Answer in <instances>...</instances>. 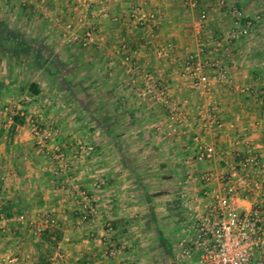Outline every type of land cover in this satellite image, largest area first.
Here are the masks:
<instances>
[{
  "label": "crops",
  "instance_id": "crops-1",
  "mask_svg": "<svg viewBox=\"0 0 264 264\" xmlns=\"http://www.w3.org/2000/svg\"><path fill=\"white\" fill-rule=\"evenodd\" d=\"M213 1L191 6L182 0H106L93 3L90 16L73 0H0V17L9 16L6 21L18 29L22 19H29L35 33L43 29L47 44L58 41L54 29L59 44H66L60 33L68 21L80 33L79 13L102 36L85 51L78 48L61 57L75 60L77 75L83 76L76 90L61 84L56 92L41 84V68L0 55V264H180L178 240L172 239L184 236L194 214L192 204L183 206L181 192L211 201L222 187L219 168L237 162L246 149L244 139L264 160V96L257 102L253 96L264 83V49L257 47L264 39L255 41L253 35L235 42L228 36L225 9L216 12ZM245 2L236 5L243 8ZM133 5L158 20L135 25L129 17ZM40 13L53 20L51 25L38 23ZM229 43H234L230 60L222 53ZM120 44L139 72L125 69ZM190 56L219 58L228 80L216 82L207 66L200 71L187 66ZM147 72L161 78L170 97L189 113L177 131L168 129L165 108L142 94ZM31 82L38 84V95L27 94ZM214 107L218 125L207 119ZM15 116L21 124H14ZM31 117L44 128L43 149L35 144ZM194 135L213 146V158L197 160ZM58 153L68 164L60 176L55 174ZM204 173L208 181L199 179ZM80 189L89 194L93 214L83 211ZM6 204L12 205L9 218L1 211ZM241 204L249 208L251 201ZM106 222L113 224L120 248L115 258L105 255L101 235ZM44 233H56L57 244L44 240ZM198 258L194 254L183 264H198Z\"/></svg>",
  "mask_w": 264,
  "mask_h": 264
},
{
  "label": "built area",
  "instance_id": "built-area-1",
  "mask_svg": "<svg viewBox=\"0 0 264 264\" xmlns=\"http://www.w3.org/2000/svg\"><path fill=\"white\" fill-rule=\"evenodd\" d=\"M75 4L90 12V7L95 2L106 0H73ZM183 3L196 6L199 0H182ZM234 16L231 38L237 40L241 37L246 28H249L253 21H258L261 16L247 19L241 12L233 7L229 11ZM203 13V12H202ZM130 19L135 25L148 26L154 24L158 18L151 11L143 10L138 5H133L129 13ZM87 15L79 13L75 15L76 24L82 27L79 33L74 22L68 21L64 24L63 38L72 43L82 46H90L102 40L96 28L86 21ZM246 19L245 21H243ZM169 46L167 45V48ZM122 63L128 72H139L133 56L126 49L125 44H120ZM161 55L166 54V48H161ZM231 51L228 52L230 54ZM113 61H109L111 65ZM187 66H192L195 71H200L207 66L215 72L216 82L224 83L228 80L226 69L221 65L219 58L195 60L193 56L185 61ZM142 94L149 100L159 103L166 109L168 127L171 131H177L179 125L187 118V113L181 108L176 100L172 99L161 78L152 73L142 74ZM202 87L207 88L203 81ZM242 92L251 91L242 87ZM256 102L264 96V88L254 93ZM216 108L208 113L207 119L211 124L218 125L219 117ZM32 135L35 144L39 148L45 146V131L39 119L29 118ZM259 126V122L256 123ZM195 154L197 160L211 159L214 156V148L202 141L201 137L194 135ZM246 149L240 152L237 162H229L219 168L217 177L222 183L221 190L217 192L211 201L203 202L196 195L187 197L185 191L181 193L183 206L185 208L192 204L194 211L185 230L184 236L178 241V252L176 260L183 264L184 261L198 255V264H264V160L255 152L254 146L249 139H244ZM84 148L81 146L80 149ZM55 174L60 176L62 170L68 167L66 160L61 154H55ZM207 173L199 176L204 181L209 180ZM1 186V179H0ZM80 204L85 213L93 214L95 207L92 200L85 191L79 190ZM243 200L251 201L249 208H243ZM189 204H188V203ZM191 205V206H192ZM40 226L35 228V233H41ZM114 227L111 222H106L101 235L105 244V255L108 258H115L120 248L113 239ZM57 258L62 257L60 253Z\"/></svg>",
  "mask_w": 264,
  "mask_h": 264
},
{
  "label": "rangeland",
  "instance_id": "rangeland-1",
  "mask_svg": "<svg viewBox=\"0 0 264 264\" xmlns=\"http://www.w3.org/2000/svg\"><path fill=\"white\" fill-rule=\"evenodd\" d=\"M245 1H246L245 4H247L248 6L246 5L243 8H240V7H238L236 5L237 0H214L213 1L214 4L211 5V6L216 10V12L219 11V13H220V11H222V9H225L224 10L225 13L223 11V14H224V16H227V20L230 23L229 24V27L227 28V29H229V33H228V36L229 37H231L232 29H234L233 28V21L235 19L234 16L229 12L231 8H233V7L237 8L241 12V15L244 18L246 17L247 19L256 17L257 15L261 16V18H263V19H259L258 21H253L252 24L250 25V27L245 29V31L243 32V34L241 35V37L239 39H242L243 37H251V36L254 35L255 41H258L259 42V40H260V42H262L263 39H264V1L263 0H245ZM74 5H75V3H74ZM246 7H249L248 10L245 9ZM202 11H201V15L204 16V14H206V13H205V11H203V13H202ZM219 17H222V16L219 15ZM7 18H9V16L8 17L7 16L3 17V15H2V17H0V19L9 20ZM63 18L66 20V17L65 16ZM13 20H15L17 22L21 21L17 17L14 18ZM22 20L25 23H22V24L20 23V25L22 26V28L20 29V31H22L23 33H25L27 36L41 39L42 42L45 43L50 48V50L52 52V55L55 58L59 59L61 62L65 63L64 69H63V72L65 74L64 75L62 74L61 78L67 84L70 85V88L73 87V90H76L77 89L78 82L81 81V79H83V76H82V74H80V75L78 74L77 75V71H76V68L77 67L75 65V60H66V61H64V60H62L61 57H66V54L71 53L73 51H76V49H78V48L80 49V51H85V48H89V47L82 46V45H79V44H76V43H72V42H68V41H65V39H63V41L66 44H64V43L59 44V42H58L59 41L58 31H56L57 29H54L53 35L55 36V38H57L58 41H56L54 45L49 44V43L47 44L44 41L45 38H42L43 35H45L43 29L40 32H38V34H37V31L35 33V31L31 30V28H30L31 27V24H32V21L29 24V19H22ZM38 21H39L38 23H40L41 25H45L46 27L49 24L51 25V23L53 22V20H50L49 17L46 18L43 13H40L38 15ZM60 24H61V22H60ZM47 29L48 28H46V31H47ZM60 37L63 38L62 35H61V33H60ZM239 39H237V41ZM234 41L236 42V40H234ZM231 43H229L230 45H228V48L223 49V52H222L223 55H225L226 58H228L229 60L233 56L231 54H228V52L229 51H231L230 53L234 52L232 50L234 43L233 44H231ZM260 46L263 47L264 45L258 44V46H257L261 50L264 49V47L262 48ZM227 56H229V57H227ZM67 68H69L70 74L66 73V69ZM15 73L20 74V67L18 68V70H16ZM4 74L5 73H3V75ZM21 75L23 77V80H25L26 82L30 81V79H31L30 77L27 78V77H24L23 74H21ZM48 75L49 74L47 72H45L44 68L43 69L41 68V70H40V77H41V81L40 82H41V84L43 86H46V87L49 86V87L55 88L56 89V92H60V88L59 87L61 86L62 82L61 81H58L57 78H54V77H51V76H50L51 77L50 78ZM37 79H39V76L37 77ZM20 80H21V78H20ZM263 88H264V83L261 84V86L257 90V92L259 90L263 89ZM86 99H88V97ZM90 108H91V102H90ZM181 108L184 109V111H186L187 118H188V114L189 113L187 112V110H185V108L182 105H181ZM92 110L95 111L94 108H92ZM166 115H167V112H166ZM167 127H168V120H167ZM168 129H169V127H168ZM181 238H182V236H178L176 238H173L172 241L175 242V243H177V240L179 241Z\"/></svg>",
  "mask_w": 264,
  "mask_h": 264
},
{
  "label": "trees",
  "instance_id": "trees-1",
  "mask_svg": "<svg viewBox=\"0 0 264 264\" xmlns=\"http://www.w3.org/2000/svg\"><path fill=\"white\" fill-rule=\"evenodd\" d=\"M244 19L243 21H245ZM0 55L7 59H14L34 69L44 68L51 77L57 78L63 86L68 84L61 76L65 63L52 55L50 48L41 39L27 36L20 29L9 25L6 20L0 19ZM40 89L37 83L31 82L27 87L28 95H38ZM22 118L14 117V124H21ZM10 204L3 205L1 211L5 218L11 216ZM42 238L51 245H56L59 236L56 233H44Z\"/></svg>",
  "mask_w": 264,
  "mask_h": 264
}]
</instances>
